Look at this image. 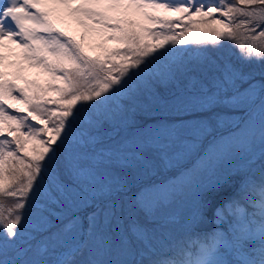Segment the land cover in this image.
I'll return each instance as SVG.
<instances>
[{"label": "snow or ice", "instance_id": "obj_1", "mask_svg": "<svg viewBox=\"0 0 264 264\" xmlns=\"http://www.w3.org/2000/svg\"><path fill=\"white\" fill-rule=\"evenodd\" d=\"M96 2L51 0L125 46L93 58L40 0H0V41L63 81L39 90L59 94L45 100L0 79V264H264V67L257 79L209 52L235 47L264 65V0H110V11L135 8L155 29L106 23ZM8 99L27 115L9 114ZM159 167L179 175L164 188L133 187ZM193 187L187 241L160 254L176 224L164 209ZM210 209L219 223L198 232Z\"/></svg>", "mask_w": 264, "mask_h": 264}, {"label": "trees", "instance_id": "obj_2", "mask_svg": "<svg viewBox=\"0 0 264 264\" xmlns=\"http://www.w3.org/2000/svg\"><path fill=\"white\" fill-rule=\"evenodd\" d=\"M130 11L127 12L125 10V12H124L125 15H123L120 11H115V15L110 17L109 20L112 23H115L117 20H119L121 22L127 21V20L135 21V18L133 17V13L129 14ZM148 12L150 14L158 16V17L169 18L167 15L160 14V12H158V11L154 12L152 9H148ZM69 17L70 18L64 22V20H61L56 15L52 14V16H50V21L54 25V27H56L58 30L64 32L65 36L67 35L66 37H72L71 36V34H72L71 29H72V25L75 24V22L73 21L75 16L70 15ZM196 19H199V18H196ZM121 26L126 27V25H124L123 23ZM144 26L149 27V28H153V29L158 27V25H153L151 23L144 25ZM181 30L182 29H177V31H181ZM109 36L110 35L107 33L98 34V35H95V33H92V34L86 36L87 39L84 43L83 48H85L86 50L90 49L93 53V56H92L93 58H95L97 56H102L106 50L112 49L110 46V43H109V39H108ZM112 42L115 43V49H118V48L123 49L125 47L124 45L119 44L115 41H112ZM143 42L148 43V44H152V43H154V40L151 37L145 36ZM177 47H179V46H177ZM226 47L230 48L229 53H227L226 51H224L222 49H218L217 50L218 53H216V55H214V56L219 57L221 60L229 61L232 53H234V52L239 53V50L235 47H229V46H226ZM51 58L52 59H49V60L51 62L55 63L57 58L53 55L51 56ZM230 63L236 64V65H242V66L246 67L247 69H249V68L250 69H257L258 71H259V67L261 66V63L257 62V61H252L251 63H245L242 60H236L235 61V59H233V58L230 61ZM58 82H60L59 83L60 87H62L63 81L58 80ZM36 94H38V93L36 92V93L25 94V95L32 97ZM40 95H42L43 99H45V100H54V99L59 98V94L58 95L56 94V97H53V98L49 95H46L45 93L40 94ZM25 107L27 109V105H25ZM48 107L55 108L56 106L55 105H48ZM7 109H8V107H7ZM26 109L23 113H21L19 115H27ZM28 123L36 124V122L34 120H31V119H29ZM36 126L40 127L41 125L36 124ZM13 127H15V125H13ZM0 138H3V137H0ZM8 138L11 139V137H8ZM45 138H47V137H45ZM170 169L173 170L171 167H170ZM177 171H172V172L168 173L167 176L163 177L162 179H158V180L154 179L153 180L151 177L156 176L158 174H160V175L164 174L163 167H159L155 171L150 173L151 176H147V175L138 176L137 182H136V184L133 185V187L134 188H142L146 184L152 183V185H156L157 187L164 188L165 186H167L168 184H170L174 181L173 176L179 175V170H177ZM173 173H176V175H173ZM256 177L258 179L259 173H256ZM167 179H168V181H167ZM227 198L228 197H223L222 199L218 198L215 201V203L219 204V203L223 202V200H226ZM197 199H198L197 190L195 187H193V188L185 191L182 195L179 196L178 199H176L173 203H171L169 206H167L164 209V211L167 214L175 216L176 224L174 226H171L167 230V232L164 234V237L158 242L160 254H164V253H167L169 251V247H168L169 243L172 246H175V244L177 242L183 244L187 241L188 233H187L186 227L182 221H183V218L186 217L188 210L195 205ZM7 204H8V202L6 201V206H7ZM179 204H180L181 208L185 209L184 210L185 214H184L183 218L179 217L178 213H175V211H174V209ZM249 211H251L250 208H249ZM218 223H219V221H214V216H213V213L210 209L207 213V217H206L203 228L198 229L197 231L207 233V232L211 231L216 226V224H218ZM193 238H195V237H193Z\"/></svg>", "mask_w": 264, "mask_h": 264}, {"label": "rangeland", "instance_id": "obj_3", "mask_svg": "<svg viewBox=\"0 0 264 264\" xmlns=\"http://www.w3.org/2000/svg\"><path fill=\"white\" fill-rule=\"evenodd\" d=\"M44 1L51 2V0H40V2L42 3ZM102 1L103 0H98V2L93 4L92 8L96 10V7H98V5H101ZM58 9L63 12V16H67L65 12L66 9L60 8V7H58L57 10ZM103 9H104V14H106L105 17H107V19L115 15V13L110 11L109 8L104 5H103ZM133 9L137 11V9L135 8ZM172 14H173V17L177 15L175 13H172ZM133 17L135 18V21L142 23L141 19H138V16L135 14L134 11H133ZM107 19L106 21H108ZM74 22H75V25H72L73 38L80 45H82V43H85L87 39L86 36L92 33H95V35H98L99 32L108 30V29L101 27V25L95 23L94 21H89L87 19H85L83 25L78 22V19H75V18H74ZM34 45L36 47L37 44H34ZM179 47H182V46H179ZM222 50L226 51L227 53L230 52L229 51L230 48L228 47L222 48ZM209 52L212 55H216V53H218L217 50H213L211 47H209ZM24 54H25L24 50L18 47L16 43H12L11 41L6 40V39L3 41H0V57H2V59H0V79L6 80L12 83L13 85H16L18 89H24L25 93L47 89L49 85L56 87L55 86L56 79L51 74L46 72L42 67L33 66V64L30 61L24 58ZM37 55H39V53H37ZM232 58L235 59V61L241 60L240 54L237 52H234L231 54V58L229 59V62L232 60ZM262 67H264V65L261 64V66L259 67V71L257 69H250V68L249 70H251L256 76V78L259 79L260 71ZM45 93L50 94L51 97L55 96L56 94V92H52V91H45ZM13 95L17 96V92L13 93ZM8 102L12 103V106L14 108H19V109L21 108V104H19L20 103L19 99L17 100L8 99ZM238 118L239 116L236 117V119ZM258 120H259V116L257 115L256 117L257 128L255 129V131L257 132V135H258ZM172 169L173 170L168 169L167 171L172 172V171L178 170L175 168H172ZM146 175L151 176L150 173ZM165 176L166 174H162L157 179H162ZM173 179L175 180L176 176H173ZM145 186H148V185H145ZM223 197H228V195L224 194L220 198L222 199ZM184 210L185 209L181 208L180 204L174 209L175 213H178V216L181 218H183L185 214Z\"/></svg>", "mask_w": 264, "mask_h": 264}]
</instances>
